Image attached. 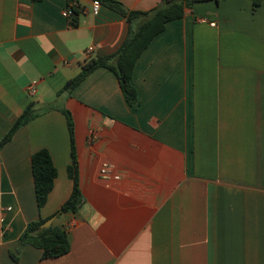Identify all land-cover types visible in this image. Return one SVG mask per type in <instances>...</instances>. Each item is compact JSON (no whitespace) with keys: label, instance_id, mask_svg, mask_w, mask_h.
<instances>
[{"label":"crops","instance_id":"obj_1","mask_svg":"<svg viewBox=\"0 0 264 264\" xmlns=\"http://www.w3.org/2000/svg\"><path fill=\"white\" fill-rule=\"evenodd\" d=\"M92 1L74 0L68 19L69 0H0V141L31 103L55 108L0 152V264H264V2L197 3L167 23L136 63L130 107L107 68L58 96L128 36L125 17L104 5L94 16ZM115 1L150 12L163 0ZM63 108L85 204L54 218L71 251L44 260L19 239L73 192ZM42 149L58 176L39 210L32 157Z\"/></svg>","mask_w":264,"mask_h":264},{"label":"trees","instance_id":"obj_2","mask_svg":"<svg viewBox=\"0 0 264 264\" xmlns=\"http://www.w3.org/2000/svg\"><path fill=\"white\" fill-rule=\"evenodd\" d=\"M100 1L104 6L127 19L129 23L128 36L115 54L87 60L82 65L81 72L67 82L64 88L58 92V96L60 97L62 94L71 95L95 70L107 68L117 76L127 103L130 107H134L139 100V95L131 82V78L137 61L153 39L165 30L167 23L182 19L186 10L193 9L197 3L210 1L219 3L221 0H163L157 8L150 12L130 11L122 3L115 0ZM251 1L254 7H260L264 2V0ZM73 2L74 0H69L70 5H74ZM74 11L77 15L78 11L75 7ZM54 109L51 105L38 107L36 103H31L0 141V152L13 140L19 130L27 126L32 120ZM60 112L67 119L70 133L72 163L68 167V174L74 182L73 192L65 204L52 217L48 219L40 218L38 221L29 223L19 239L24 246L29 245L42 250V258L44 260L56 259L67 255L71 251V242L67 230L54 225L47 229H42V225L62 214L77 213L85 204L80 186L74 118L72 113L66 108L61 109ZM32 171L37 205L39 210H41L47 204L58 176L52 155L47 149L37 151L33 155ZM12 257L18 261L14 255Z\"/></svg>","mask_w":264,"mask_h":264},{"label":"built area","instance_id":"obj_3","mask_svg":"<svg viewBox=\"0 0 264 264\" xmlns=\"http://www.w3.org/2000/svg\"><path fill=\"white\" fill-rule=\"evenodd\" d=\"M74 5H70L67 9L63 11V16L65 18H74L76 16L74 11ZM103 4L100 0H93L92 1V13L94 16H100L102 12ZM201 21H205L204 19H201ZM213 26L215 24H212ZM94 51V47L89 48L88 53L91 54ZM37 82H33L32 85L29 88V93L31 95H35L37 93ZM3 214L1 213V205H0V224L3 223Z\"/></svg>","mask_w":264,"mask_h":264},{"label":"water","instance_id":"obj_4","mask_svg":"<svg viewBox=\"0 0 264 264\" xmlns=\"http://www.w3.org/2000/svg\"><path fill=\"white\" fill-rule=\"evenodd\" d=\"M53 220H54V218L48 220L45 224H43V225H42V229H47V228H49L50 226H52V224H53Z\"/></svg>","mask_w":264,"mask_h":264},{"label":"rangeland","instance_id":"obj_5","mask_svg":"<svg viewBox=\"0 0 264 264\" xmlns=\"http://www.w3.org/2000/svg\"><path fill=\"white\" fill-rule=\"evenodd\" d=\"M34 101H36L37 99H38V97H33L32 98ZM57 106H59V105H57Z\"/></svg>","mask_w":264,"mask_h":264}]
</instances>
